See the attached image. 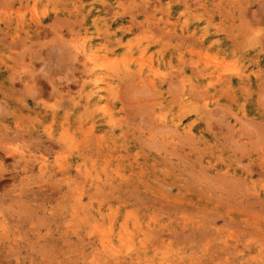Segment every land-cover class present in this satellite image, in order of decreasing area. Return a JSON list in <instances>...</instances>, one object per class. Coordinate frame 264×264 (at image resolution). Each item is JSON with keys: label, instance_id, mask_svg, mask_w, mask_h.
<instances>
[{"label": "rangeland", "instance_id": "rangeland-1", "mask_svg": "<svg viewBox=\"0 0 264 264\" xmlns=\"http://www.w3.org/2000/svg\"><path fill=\"white\" fill-rule=\"evenodd\" d=\"M0 264H264V0H0Z\"/></svg>", "mask_w": 264, "mask_h": 264}, {"label": "bare ground", "instance_id": "bare-ground-1", "mask_svg": "<svg viewBox=\"0 0 264 264\" xmlns=\"http://www.w3.org/2000/svg\"><path fill=\"white\" fill-rule=\"evenodd\" d=\"M193 41V40H192ZM151 73V72H150Z\"/></svg>", "mask_w": 264, "mask_h": 264}]
</instances>
